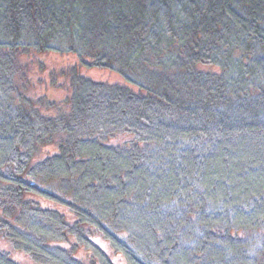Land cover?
<instances>
[{
    "label": "trees",
    "instance_id": "obj_1",
    "mask_svg": "<svg viewBox=\"0 0 264 264\" xmlns=\"http://www.w3.org/2000/svg\"><path fill=\"white\" fill-rule=\"evenodd\" d=\"M54 54L122 81L73 67L48 102L28 71ZM104 246L264 264V0H0V264Z\"/></svg>",
    "mask_w": 264,
    "mask_h": 264
},
{
    "label": "rangeland",
    "instance_id": "obj_2",
    "mask_svg": "<svg viewBox=\"0 0 264 264\" xmlns=\"http://www.w3.org/2000/svg\"><path fill=\"white\" fill-rule=\"evenodd\" d=\"M45 60V70L38 71V73L32 72V69L28 71L29 79L31 80L30 85L35 86L36 97L43 96L48 102H59L68 95L67 87L69 83V72L71 68L75 67L79 74L96 81L105 82L109 84H114L121 82L122 79L117 72L105 68H95V67H81L78 65V59L75 56H66L62 54H54L44 59ZM47 69V70H46ZM34 70V71H35ZM52 71V72H51ZM124 139L119 137L110 142L112 144H118ZM51 182H44L39 185V188L43 191H48ZM100 244V243H99ZM105 247V252L111 257L109 260L110 264H128L125 258L120 253H115L108 246ZM12 253V251H11ZM81 256H83L85 264H102L101 260L93 259L94 254L91 251L80 250ZM85 255H90L89 257ZM15 261L19 264H40L33 260L31 256L25 254L22 251L13 252L12 256Z\"/></svg>",
    "mask_w": 264,
    "mask_h": 264
}]
</instances>
